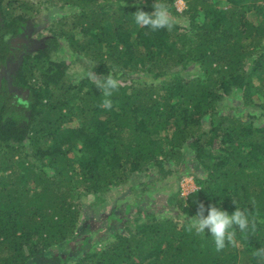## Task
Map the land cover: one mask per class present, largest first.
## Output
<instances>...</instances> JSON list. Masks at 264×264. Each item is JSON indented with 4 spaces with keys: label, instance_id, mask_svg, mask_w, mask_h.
<instances>
[{
    "label": "trees",
    "instance_id": "obj_1",
    "mask_svg": "<svg viewBox=\"0 0 264 264\" xmlns=\"http://www.w3.org/2000/svg\"><path fill=\"white\" fill-rule=\"evenodd\" d=\"M183 1L156 0L173 24L152 31L134 14L154 0H0V264H264V0ZM50 7L62 12L30 50L25 27ZM93 73L120 82L111 110ZM149 171L196 188L139 209L151 183L133 184L97 235L84 199ZM199 203L246 210L255 231L217 251L186 230Z\"/></svg>",
    "mask_w": 264,
    "mask_h": 264
},
{
    "label": "rangeland",
    "instance_id": "obj_2",
    "mask_svg": "<svg viewBox=\"0 0 264 264\" xmlns=\"http://www.w3.org/2000/svg\"><path fill=\"white\" fill-rule=\"evenodd\" d=\"M31 1H33L35 4H40L44 0H31ZM173 4L178 10V12H182V10L185 8V2L183 0H174ZM61 12L62 11H59L55 7H50L48 9L44 8V10L40 14H37L35 17L29 20V22L25 27L23 35L27 37V42L29 43L30 50L36 49L45 38L49 37V32L47 31V29L50 27L51 22L57 17H59ZM250 15L251 14H249V16ZM177 20L181 24H183L186 19L183 16H178ZM64 58H66V55H64ZM70 68H72L71 69L72 73L76 72L79 75H85L88 73L91 74V72L88 70V62L86 61L74 60L70 63ZM9 71H10L9 67L2 68L0 71V76L2 74H5V72L7 73ZM237 97H238V92L228 97L224 102V109L230 113H235L236 112L235 105L238 103ZM250 110L254 111L255 113L258 112V109L256 108ZM141 181L150 182L151 186L149 191L145 193L144 197L139 202V209H142L145 206L149 207V205H151L152 200L156 196H160V195L162 196L163 199L160 198L157 203H161V201L164 203L167 200L166 199L167 196L169 194L174 193L177 188H180L181 196H186L188 193H190L196 188V185L191 175H182L180 177L172 176L165 179H159L158 175L154 171H149V173H147L146 175L135 174L133 175L130 183L124 184L123 186L113 189L111 192H108L105 195L104 199L99 196L93 198L91 197L85 198L83 201V207H84L83 220L85 218L87 219L90 218L91 220H88L90 223H92L94 226H100L99 231L96 232L97 235H99L100 237L105 235L104 233H108L112 231L113 229H110L108 227L109 225H107V220H106V215L109 212V209L113 205H115L117 211L122 212L124 206L132 202L134 198L130 186L136 183H140ZM163 207L165 206L157 204L155 207V211L158 210L164 211L166 208H168V207L165 208ZM116 226L117 225L114 224V230Z\"/></svg>",
    "mask_w": 264,
    "mask_h": 264
},
{
    "label": "clouds",
    "instance_id": "obj_3",
    "mask_svg": "<svg viewBox=\"0 0 264 264\" xmlns=\"http://www.w3.org/2000/svg\"><path fill=\"white\" fill-rule=\"evenodd\" d=\"M153 9L151 13L137 10L134 14L135 23L140 27H146L152 31L162 28L170 29L173 21L168 15L166 6L154 0ZM91 78L93 84L103 93V99L99 106L103 109L111 110L113 107L111 97L121 86L120 82L112 75L99 77L93 73ZM233 203L235 204L234 201ZM185 219L187 220L186 230L190 233L194 232L196 235H202L207 229L213 238L217 251L223 250L226 244L235 245L236 228L242 233H247L250 223L253 231L256 228L255 219L252 218L250 222L248 212L239 207H235V210L229 214L226 210L218 208L215 205L209 204L205 208L203 203H199L195 215ZM253 255L264 260V248L256 249Z\"/></svg>",
    "mask_w": 264,
    "mask_h": 264
},
{
    "label": "flooded vegetation",
    "instance_id": "obj_4",
    "mask_svg": "<svg viewBox=\"0 0 264 264\" xmlns=\"http://www.w3.org/2000/svg\"><path fill=\"white\" fill-rule=\"evenodd\" d=\"M15 66V65H14ZM12 67V66H11Z\"/></svg>",
    "mask_w": 264,
    "mask_h": 264
}]
</instances>
